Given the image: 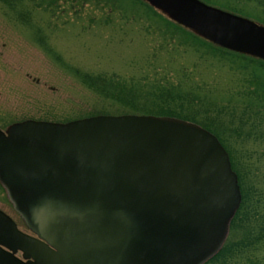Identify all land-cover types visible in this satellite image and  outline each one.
I'll return each instance as SVG.
<instances>
[{"label": "water", "instance_id": "water-1", "mask_svg": "<svg viewBox=\"0 0 264 264\" xmlns=\"http://www.w3.org/2000/svg\"><path fill=\"white\" fill-rule=\"evenodd\" d=\"M143 1L217 47L264 61L260 23L200 0ZM0 184L30 232L0 210V264H203L241 202L216 136L152 115L13 123L0 129Z\"/></svg>", "mask_w": 264, "mask_h": 264}, {"label": "rangeland", "instance_id": "rangeland-1", "mask_svg": "<svg viewBox=\"0 0 264 264\" xmlns=\"http://www.w3.org/2000/svg\"><path fill=\"white\" fill-rule=\"evenodd\" d=\"M202 1L256 17L251 3L241 0ZM35 4L26 0L24 5L10 10L0 3V129L27 119L65 123L102 111H110L106 115H121L111 113L118 110L117 106L83 83L85 73L129 78L170 71L173 79L184 74L190 79L193 92L210 93L226 106V111L235 106L237 115L242 112L240 102L249 89L244 75L252 66L242 70L243 67L231 65L226 59L219 61L203 55L208 51L205 47L195 50L179 46L178 42L172 46L161 43L158 33L153 35V28H146L149 21L134 20L143 15L142 9L137 8L138 16L133 17L132 11L123 7L110 12L102 5H82L80 0H60L49 10ZM160 47L167 48L159 51ZM221 138L235 158L244 192L254 193L245 197L237 216L234 241L238 243L248 203L258 204L257 210L264 216V130L258 128L249 138L237 139L227 133ZM0 210L20 230L28 232L1 184ZM260 224L258 220L257 227ZM209 264H264V239Z\"/></svg>", "mask_w": 264, "mask_h": 264}, {"label": "trees", "instance_id": "trees-1", "mask_svg": "<svg viewBox=\"0 0 264 264\" xmlns=\"http://www.w3.org/2000/svg\"><path fill=\"white\" fill-rule=\"evenodd\" d=\"M28 1L31 3L35 2L38 8L45 5V10H49L50 7H54L60 0ZM65 1L67 2V0ZM25 2L26 0H0V3L10 10L24 5ZM80 3L82 5L90 4L95 7L102 5L107 7L110 12L123 7L132 11L133 17L138 16L136 13L137 8L138 10L142 9L143 15L138 16L134 20L136 22L145 19L149 21L150 24L146 28H153V32H155L153 35L158 33L161 43L172 46L173 43L178 42L179 46L187 45L195 50L205 47L208 51L201 53L203 55L210 56L219 61L226 59L231 65L243 67L242 70H245L244 68L248 66H252L249 73L244 75V82L248 84L247 88L249 89L244 94V100L240 102L243 109L239 115H237V107H229L231 110L226 111V106L217 102L216 97H213L212 94L205 93L204 91L193 92L190 89V79L183 73L184 77H175L174 79L169 74L170 71H153L150 75L129 78L109 73L97 75L85 73L83 74L82 81L102 99L107 100L113 106H117L118 110L111 113L173 117L196 123L213 133L229 152L232 169L238 176L242 200L231 221L229 235L225 244L205 264L216 262L220 257H225L228 253H231V255L240 253L250 248L253 243L264 239V216L258 211V204L251 202L250 204L248 203V210L244 214L243 222L245 226L241 227L238 243L234 241L238 213L242 209L243 203L249 195L248 193L251 196L254 193L252 190L244 192L241 181L242 177L235 158L221 138V135L224 136L226 133L237 139L249 138L253 134H256L258 128L261 127L264 130V72L263 75L260 74L264 71V61L254 60V58L222 49L201 39L194 33L167 19L143 0H80ZM164 49L160 47L159 51ZM156 58L157 56L154 55L153 59ZM153 70L158 69L153 68ZM108 113L110 111H102L97 114ZM258 220L261 221V224L257 227ZM255 227H257L258 232H256V229L254 230Z\"/></svg>", "mask_w": 264, "mask_h": 264}, {"label": "flooded vegetation", "instance_id": "flooded-vegetation-1", "mask_svg": "<svg viewBox=\"0 0 264 264\" xmlns=\"http://www.w3.org/2000/svg\"><path fill=\"white\" fill-rule=\"evenodd\" d=\"M241 1L245 2L246 4L251 3V5L253 6V7H251V9H253V12H254L256 17L254 19L252 17H247L246 15H243V14H238V13H236V14L243 16L245 18H248L250 20H253L255 22L264 24V19L263 20L261 19V18H264V0H241ZM17 256L20 257L21 255L17 254Z\"/></svg>", "mask_w": 264, "mask_h": 264}]
</instances>
